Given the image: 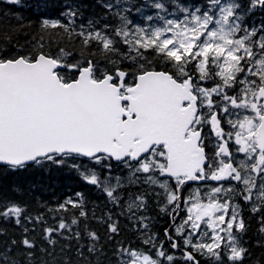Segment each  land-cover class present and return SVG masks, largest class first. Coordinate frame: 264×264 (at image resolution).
Here are the masks:
<instances>
[{"label":"snow or ice","instance_id":"snow-or-ice-1","mask_svg":"<svg viewBox=\"0 0 264 264\" xmlns=\"http://www.w3.org/2000/svg\"><path fill=\"white\" fill-rule=\"evenodd\" d=\"M257 7L264 0H114L86 23L79 6L61 12L66 22L42 19L23 44L3 33L0 168L67 170L103 205L89 215L76 191L48 209L71 223L50 226L0 197V221L24 233L0 246V264H36L22 218L43 224L45 256L55 255L54 237L75 239L80 264H245V209L259 215L255 247L264 248V25L244 20ZM152 209L167 220L162 237ZM118 216L139 242L116 241L109 254L88 222L112 242ZM70 250L61 247L62 264H72Z\"/></svg>","mask_w":264,"mask_h":264},{"label":"trees","instance_id":"trees-1","mask_svg":"<svg viewBox=\"0 0 264 264\" xmlns=\"http://www.w3.org/2000/svg\"><path fill=\"white\" fill-rule=\"evenodd\" d=\"M106 2H114V0H20V3L15 5L7 3L6 0H0V38L7 39L2 34L11 33L13 40L10 43L18 38L19 42L23 44L26 37L30 38L33 35H38L42 19H60L62 22H66L61 12L67 11L68 7L75 9L79 6V11L83 13V22L86 23L90 18L95 19L98 15H104L103 3ZM37 5H41V7L37 8ZM21 25L23 28H21ZM0 50L8 51L11 54L9 44H0ZM119 170L120 168H114V173ZM76 191H84L91 201L87 205L89 215H91L93 204L103 205L100 192L90 190L89 186L84 185L76 174L67 170L61 172L55 168L31 167L24 171L11 172L0 168V197L12 199L25 207L26 215L43 214L45 221L50 226L55 225L60 216H63L67 223H71V213H53L49 212L48 209H55L58 204L68 197L75 198ZM109 207L112 206L109 205ZM75 211L73 210V212ZM118 211L119 209H115V212ZM100 214V211H97V215L99 216ZM147 214L155 217L152 221V230L159 231L162 237L163 228L167 224L166 218L159 215L156 209H152ZM243 215L249 225L245 240L251 253V258L246 260L245 264H256L257 260H259L260 264H264V248L255 247V241L258 239L256 231L259 217L258 215L253 216L247 209L244 210ZM54 216L56 217L55 219L53 218ZM117 219L121 227V233L112 242L106 240L104 228L101 224L94 219L88 222L89 227L100 234V242L105 246L109 254L112 251L111 244L116 241L139 242L131 228L130 222L124 216H118ZM22 224L29 229L27 233L29 239H35L37 245L35 250L36 264H44L45 261L47 264H62L64 254L61 253V247L63 245L71 246L68 255L71 257L72 264H80L75 252L77 247L75 239L64 240L61 237H54L58 241L54 249L55 255L45 256L39 249L41 247L50 248L51 246L41 239L43 224L29 223L23 218ZM0 229L5 232V235L0 236V246L5 241H10L13 238L20 240L24 235L23 228L12 222L0 221ZM82 229L83 224L73 226V231L80 230L82 232ZM65 235H69V233H65ZM80 243L85 245L84 251L85 255H87V237L83 236Z\"/></svg>","mask_w":264,"mask_h":264},{"label":"rangeland","instance_id":"rangeland-1","mask_svg":"<svg viewBox=\"0 0 264 264\" xmlns=\"http://www.w3.org/2000/svg\"><path fill=\"white\" fill-rule=\"evenodd\" d=\"M131 2L132 3H136V2H138V0H131ZM255 9H253L251 12H247L245 14V16H244V20H245V23L249 27L255 26L256 28H259L261 25H263L264 15H261V16H258V17L253 16L254 18H251L250 21H246L248 15L249 16L250 15H254V13L257 12V9L256 10ZM129 15H130V18L133 19L135 23H137V24H141L142 23L139 15L137 13H135L134 11L132 13H130ZM119 174L126 175L127 174V169L120 168L119 171H117V172L114 173V175H119Z\"/></svg>","mask_w":264,"mask_h":264},{"label":"flooded vegetation","instance_id":"flooded-vegetation-1","mask_svg":"<svg viewBox=\"0 0 264 264\" xmlns=\"http://www.w3.org/2000/svg\"><path fill=\"white\" fill-rule=\"evenodd\" d=\"M242 2L246 4L247 3V0H242ZM256 9H257V12L254 13V15H250V16L248 15L246 21H250L251 18H254L253 16L258 17V16H261V15H264V11H262L259 7H257ZM263 25H264V20H263ZM258 217H259V215H258Z\"/></svg>","mask_w":264,"mask_h":264}]
</instances>
